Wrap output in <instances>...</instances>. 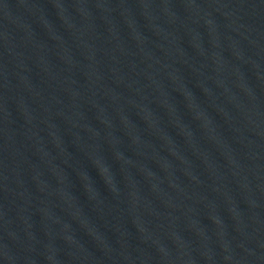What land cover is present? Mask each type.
<instances>
[{
  "label": "water",
  "instance_id": "obj_1",
  "mask_svg": "<svg viewBox=\"0 0 264 264\" xmlns=\"http://www.w3.org/2000/svg\"><path fill=\"white\" fill-rule=\"evenodd\" d=\"M0 264H264V0H0Z\"/></svg>",
  "mask_w": 264,
  "mask_h": 264
}]
</instances>
